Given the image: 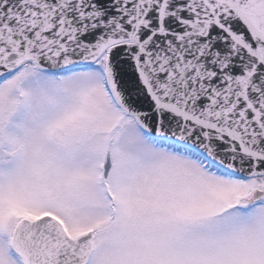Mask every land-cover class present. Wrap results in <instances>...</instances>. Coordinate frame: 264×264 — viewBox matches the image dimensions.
I'll list each match as a JSON object with an SVG mask.
<instances>
[{
	"label": "snow or ice",
	"instance_id": "6c2138e0",
	"mask_svg": "<svg viewBox=\"0 0 264 264\" xmlns=\"http://www.w3.org/2000/svg\"><path fill=\"white\" fill-rule=\"evenodd\" d=\"M0 264H264V0H0Z\"/></svg>",
	"mask_w": 264,
	"mask_h": 264
}]
</instances>
